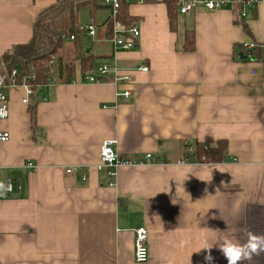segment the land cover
Returning <instances> with one entry per match:
<instances>
[{
  "label": "crops",
  "instance_id": "obj_1",
  "mask_svg": "<svg viewBox=\"0 0 264 264\" xmlns=\"http://www.w3.org/2000/svg\"><path fill=\"white\" fill-rule=\"evenodd\" d=\"M59 1L0 0V56L28 43L36 19ZM253 1L245 17L237 0L178 14L176 30L165 0L131 2L137 48L115 51L102 30L100 41L64 42L62 67L73 62L75 74L61 81L53 67L33 102L35 129L24 92L10 94V117L0 122L10 134L0 148V182L11 179L21 191L0 189V264H137L142 227L145 264H207L199 251L205 242L244 239L242 228L264 234V51L252 53L254 61L243 54L245 44L264 46V0ZM80 24L110 25V11L83 7ZM191 31L192 52L184 47ZM83 53L95 57L90 72H82ZM102 65L133 82L117 84L113 74L81 82ZM125 90L130 99L117 97ZM109 139L121 157L143 163L120 167L115 177L99 171ZM221 141L224 162L195 161L198 144ZM211 254L212 264H227L216 247ZM251 264H264V255Z\"/></svg>",
  "mask_w": 264,
  "mask_h": 264
},
{
  "label": "trees",
  "instance_id": "obj_2",
  "mask_svg": "<svg viewBox=\"0 0 264 264\" xmlns=\"http://www.w3.org/2000/svg\"><path fill=\"white\" fill-rule=\"evenodd\" d=\"M148 1V0H147ZM150 1V0H149ZM156 1V0H151ZM180 0H165L168 9L169 23L173 30L177 27L178 8ZM242 3L248 0H240ZM130 3L122 2L118 12V21L124 26L131 27L135 23V18L128 13ZM83 7H88L94 15L101 10H109L104 5V0H61L55 6L42 12L36 19L33 28V37L26 43L13 46L8 52L0 56V75H6L8 82L21 84L24 81L31 85L35 90V96L29 105V116L31 128H36V103L37 91L50 83L51 67H58L60 80L70 82L75 74L74 63H67L62 67V59L59 57L64 47L63 34H75L79 25V13ZM120 22V23H121ZM107 38L111 37V32H107ZM98 37H102L100 31ZM80 37H76L79 43ZM185 50L195 49V34L193 31L187 32L185 36ZM262 49L258 48L252 53L260 57ZM82 72H90L93 69L95 57L92 55H80ZM53 57L56 63L53 64ZM17 72L12 76L13 72ZM64 77V78H63ZM227 143L221 141L216 147H205L198 144L195 148V161L199 163L216 164L222 163L227 159Z\"/></svg>",
  "mask_w": 264,
  "mask_h": 264
},
{
  "label": "built area",
  "instance_id": "obj_3",
  "mask_svg": "<svg viewBox=\"0 0 264 264\" xmlns=\"http://www.w3.org/2000/svg\"><path fill=\"white\" fill-rule=\"evenodd\" d=\"M125 1L127 3L130 2H140L143 3L145 0H104V5L109 8L110 11V25H104L102 28L98 27L95 24H80L76 28L75 34H63L62 38L64 42L75 41L77 36H86L90 37L94 40L98 39V32L102 30L105 34L111 31V36L108 41L112 43L115 51L120 50H133L137 48V36L139 34L138 28L136 26L126 27L120 21H118V12L121 7L122 2ZM240 1V0H237ZM241 2V1H240ZM230 0H180L178 13L180 15H189L196 11L198 8H204L207 11H216L224 8ZM255 2L253 0H248L242 3V11L241 16L245 17L247 11L254 7ZM100 41V40H97ZM262 49L264 51V46H260L256 43H249L244 45V50L247 52L243 54L244 58L250 61L257 60L256 57L253 56L252 51L256 49ZM56 63V58L53 57V64ZM51 71L53 73V66L51 67ZM141 72H147V67L139 68ZM17 72H13L12 76H15ZM109 74L114 75V82L117 84H131L133 82V77L130 73H121L119 68L111 69L107 65H102L97 69L96 75L94 74H85L82 77L81 82L84 83H94L98 84L102 82L105 77ZM50 82H51V74H50ZM22 90L24 92V96L22 98V103L29 106L35 96L34 88L27 84L25 81L21 84H16L14 82L9 83L6 75H0V122L6 121L10 117V94L14 91ZM117 97H124L126 99H130L132 97V92L130 90L118 91ZM10 140V134L6 131L0 130V148L4 143H7ZM117 145L116 140H105L101 146L100 150V163L98 165V170L101 171L105 168L110 170L109 175L111 177L116 176V170L120 167H128L137 164H142L143 161H135L121 157L115 149ZM151 155H147V159H149ZM28 168L36 169L32 163L27 164ZM73 168L67 169V174L74 173ZM85 180L86 178L83 177ZM3 190L14 194L15 189L18 192L21 191V186H15V183L11 179L5 180L2 184ZM149 233L148 230L144 227L138 228L135 230V241H134V259L137 264H145L149 260V248L147 245Z\"/></svg>",
  "mask_w": 264,
  "mask_h": 264
},
{
  "label": "clouds",
  "instance_id": "obj_4",
  "mask_svg": "<svg viewBox=\"0 0 264 264\" xmlns=\"http://www.w3.org/2000/svg\"><path fill=\"white\" fill-rule=\"evenodd\" d=\"M2 188L3 185H0ZM240 232L244 239L234 240L227 235H220L214 243L205 242L199 251L206 250L204 259L207 264H212L214 260L211 254L214 247L222 253L227 264H251L254 257L264 255V234L254 233L247 228H242Z\"/></svg>",
  "mask_w": 264,
  "mask_h": 264
},
{
  "label": "bare ground",
  "instance_id": "obj_5",
  "mask_svg": "<svg viewBox=\"0 0 264 264\" xmlns=\"http://www.w3.org/2000/svg\"><path fill=\"white\" fill-rule=\"evenodd\" d=\"M131 3V2H130ZM119 19V18H118ZM121 22V21H120ZM128 27V26H127Z\"/></svg>",
  "mask_w": 264,
  "mask_h": 264
}]
</instances>
